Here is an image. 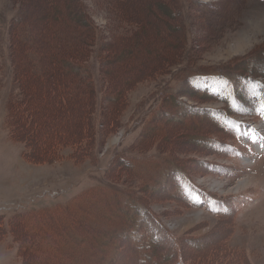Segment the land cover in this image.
Instances as JSON below:
<instances>
[{"label": "rangeland", "instance_id": "1", "mask_svg": "<svg viewBox=\"0 0 264 264\" xmlns=\"http://www.w3.org/2000/svg\"><path fill=\"white\" fill-rule=\"evenodd\" d=\"M84 1L108 38L128 24L119 20L115 8L109 10L105 0ZM155 1V10L161 6L160 24L178 17L171 22L179 40L168 45L174 58L160 62L127 90L124 104L116 108L117 124L112 131L97 132L98 143L93 138L85 161L72 157L74 147H62L59 159L38 163L26 157L25 144L12 136L10 101H18L20 95L6 94L13 88L17 63L36 79L27 95L34 99L44 83L36 68L16 57L23 46L13 45V38L20 30L10 29L20 23V0H0V264L25 263L10 232L16 216L31 211L36 221L54 202L76 198L77 217L86 218L83 204L92 198L86 193L91 186L109 183L108 174L115 175L119 185H132V162L130 171L113 167L126 158L139 159L133 168L136 179L156 180L165 173L182 185L177 189L173 182L169 199L153 202L151 208L188 258L202 259V264H264V0H176L175 10L165 0L156 5ZM28 3L30 17L46 11V0ZM131 32L133 38L135 30L125 34ZM192 79L195 83L190 85ZM101 89L102 96L105 86ZM101 98L109 101L110 94ZM39 99H34L38 107L34 113L42 110L48 117L42 108L46 103ZM162 106L177 109L168 116ZM157 120L168 121L169 127ZM36 121L32 118L30 124L34 129L40 123ZM169 130L179 133L163 151L160 141L167 142ZM137 142L146 143L144 151L133 148ZM98 188L88 211L98 214V223L110 212L117 220L118 204L112 199L107 207L101 205L100 192L109 190ZM42 221L36 229L49 242L58 235L55 229H69L65 219ZM96 235L99 239L103 234ZM192 238L195 246L187 240ZM66 241L67 237L54 251L64 248ZM39 249L36 258L44 252ZM132 253L129 250L116 264H136Z\"/></svg>", "mask_w": 264, "mask_h": 264}, {"label": "trees", "instance_id": "2", "mask_svg": "<svg viewBox=\"0 0 264 264\" xmlns=\"http://www.w3.org/2000/svg\"><path fill=\"white\" fill-rule=\"evenodd\" d=\"M46 1V11L40 17H30L27 15L29 0H20V23L13 25L10 31L14 33L20 30V34L13 38V45L23 46L16 57L20 58L18 62L23 60L26 66L36 68L39 81L44 83L41 87L40 83H36L40 87L36 97L46 103L42 108L50 115H42V110L38 114L34 113L38 108L34 103L36 97L33 99L27 92L31 91L32 80L34 82L36 79L29 74L27 67L23 68L21 63H17L16 78L12 76L13 88L10 91L7 89L6 94L7 97L13 93L20 95L18 101H10V128L13 138L25 144L26 157L34 162L59 159L62 147H74L72 157L82 162L87 159L85 152L90 149L97 132L114 129L118 121L116 108L124 104L127 90L142 76L148 77L153 73L160 62L174 58L170 56L168 45L179 40L172 23L178 17H171L160 24L162 19L158 20L160 15L157 14L162 13L161 6L158 5L155 10L154 0H105L109 10L115 8L119 20L128 23L122 27V32L113 33L108 38L94 21L84 0ZM165 1L166 6L176 9V0ZM155 2L156 5L160 1ZM15 27L18 28L13 29ZM132 29L135 30L133 38L132 32L130 35L125 34ZM25 47L27 51L23 50ZM18 74L20 77L17 78ZM193 82L195 80L192 79L189 84ZM103 86V95L110 94L109 101L105 99L104 102L101 98ZM196 88L193 85L192 89ZM46 98H50L51 102L48 103ZM162 108L170 116L177 106ZM29 116L31 118L28 120ZM68 116H72V119L68 120ZM32 118L40 122L38 124L36 121V129L30 126ZM157 122L169 127L168 121ZM25 133L26 136L22 138ZM176 133L179 130H169L167 135L170 137L166 143L162 139L160 142L164 146L159 148L169 150ZM95 142L98 143V140L95 139ZM145 144L137 142L133 148L144 151ZM126 159H123L124 164L117 163L113 167L130 171L128 167L132 162V185H119L116 176L108 174L109 183L91 186L86 193L92 198L83 204L86 218L77 217L79 200L73 198L65 202H54L53 208L45 209L43 216L36 221V215L31 211L11 221L10 232L15 237L24 264H116L129 250L133 252L136 264H202V259L188 258L189 255L183 252L182 247L177 246L178 240L168 233L164 223L151 208L153 202L169 199L173 182L177 189L182 185L165 173L156 180L141 176L136 179L133 168L139 159ZM128 181L129 178L126 179ZM97 186L109 190L100 192L97 201L101 205L107 207L112 199L118 204L120 213L117 220L111 219L115 213L110 212L103 223H98V214L88 211V204L94 202L98 195L96 190L100 188ZM51 218L60 221L65 219L70 224L69 229H55L58 235L49 242L42 239L36 225L43 223L42 219ZM98 233L103 234L99 239L96 235ZM66 237L64 248L54 251L53 247ZM187 240L191 245H196L195 238ZM39 248L44 252L36 258L35 253L40 251ZM122 248H125V253ZM190 259L192 261H188Z\"/></svg>", "mask_w": 264, "mask_h": 264}]
</instances>
